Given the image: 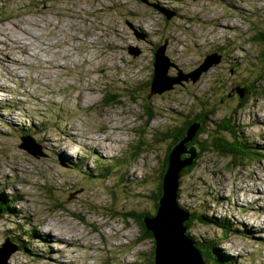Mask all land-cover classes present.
<instances>
[{
	"label": "rangeland",
	"instance_id": "rangeland-1",
	"mask_svg": "<svg viewBox=\"0 0 264 264\" xmlns=\"http://www.w3.org/2000/svg\"><path fill=\"white\" fill-rule=\"evenodd\" d=\"M157 54L166 79L201 69L174 85L158 76L174 87L150 95ZM263 55L264 0H0V249L18 248L8 263L149 264L155 242L131 216L155 214L166 131L205 112L209 130L231 118L250 155L197 148L177 205L231 233L195 221L185 234L216 241L232 264H264Z\"/></svg>",
	"mask_w": 264,
	"mask_h": 264
},
{
	"label": "water",
	"instance_id": "water-1",
	"mask_svg": "<svg viewBox=\"0 0 264 264\" xmlns=\"http://www.w3.org/2000/svg\"><path fill=\"white\" fill-rule=\"evenodd\" d=\"M162 13L165 14L166 12L162 10ZM163 48L164 46L159 47L160 51L163 50ZM158 58L160 57L157 54L155 56L153 78L150 83V95L161 94L174 87L171 84L164 88L160 86L159 82L162 81L158 82ZM205 61L206 60H204L203 65H205ZM161 65L163 66V64ZM200 69L201 68L190 73L189 77L192 79ZM179 79L180 78H178V81ZM156 83L158 89L155 88ZM244 90L245 89L241 91L238 90L241 97L244 95ZM198 127L199 125L196 123L190 125L187 128L185 139L179 141L176 146L172 148L168 157L167 172L162 183V195L158 200L159 208L155 216L144 219L146 229L152 234V238L155 242V264H205L202 255L195 249L194 244L185 234L186 228L183 226V223L189 219V216L178 207L176 202V191L178 189L177 174L183 168L192 165L193 160L198 154L197 145L191 146L190 148L186 147V144L193 138ZM21 148L24 149V146H21ZM186 149H188V151ZM185 154H190V158L180 160L181 155ZM39 155L42 154L40 153ZM15 250L16 247L11 248L7 252L0 249V264H8V259Z\"/></svg>",
	"mask_w": 264,
	"mask_h": 264
},
{
	"label": "trees",
	"instance_id": "trees-1",
	"mask_svg": "<svg viewBox=\"0 0 264 264\" xmlns=\"http://www.w3.org/2000/svg\"><path fill=\"white\" fill-rule=\"evenodd\" d=\"M256 38H258V36L255 37L254 40H256V41L255 42L253 41L254 43H261L262 42V39H260V38L256 39ZM263 58H264V55H263ZM154 60H155V57H154ZM151 81H152V78L150 80V83H151ZM246 90L248 93L251 91L248 88ZM247 92L244 90V95ZM249 94H251V93H249ZM244 95L242 97L239 95V97L243 99ZM111 98H113V96H110V99ZM242 99L239 101L238 108H240L242 105V104H240L242 102ZM204 115H205V112H201L198 116L196 115L194 119L185 120L180 128H173V129H175L176 133L170 131V133L165 135V140H168L169 138H171V142H173V143L168 144V147L165 151L161 180H160L159 185H158L159 193L152 198L153 203L155 204V208H154L155 214L159 208L158 200L160 199V197L162 195V183H163L164 176H165V174L167 172V168H168V159H169L168 157L170 155L172 148L174 146H176V144L180 140L182 141L183 139H185L187 128L190 125H193L195 123L199 125L198 130L195 132V135L189 141V145H193V144L197 145V148L200 150V153H203V152L210 150L211 152H215V153L220 154L222 156H228L229 158L234 159V160H236V159L240 160L241 157L244 158V157H248L250 155V152L247 151V149H246L247 147H245V144L243 145L239 142L236 132L233 136L234 126L232 124V121L230 120L231 118H223L221 120V124L216 123L215 124L216 128H213L212 130L210 129L211 130L210 131L209 130V123L206 122L207 118H205ZM208 130L210 131V133H208ZM171 133H172V135H170ZM204 133H206L209 136L208 140H205L206 142H200V143L198 141H196L195 138L198 135H201ZM140 145H141V142L138 140L135 147L139 150ZM136 148H134V150H137ZM180 160H185L184 155H181ZM191 169H194L193 164H192V166H187L178 172V174H177L178 183H179V177L182 176L185 171H189ZM122 185H124V182H122ZM177 197H178V195H177ZM1 204L5 205L6 200L0 199V210H1V207L4 206V205L1 206ZM178 207L181 208L185 213L190 215V213H188L181 206H178ZM155 214H153V216H155ZM152 217H150V215L148 213L138 215L136 218L133 215L131 216L132 221L135 222V224L138 226L139 230L144 232V235L142 236V238H144V239H153L152 234L146 229V225L144 223V219L152 218ZM223 220H224L223 218L215 219L213 217H205L202 215H197L195 213H192V216H190V219L188 221H186L185 223H183V225L185 226V228L188 229L189 225L191 223H193L195 221H201L202 223H204L206 225H213L215 227H221L224 230V231H222V235H224V237H227L226 235L231 233V228H229L228 222L223 221ZM233 233H235V230ZM194 244H195V247H197L199 250H202L201 248L205 249V252H204V250H202L204 253L203 255L205 256V259H204L205 264H232L231 261L228 262L226 257L220 255V253L217 249L218 243L216 241L211 240L208 242H197V243L194 242ZM207 260H208V262H207ZM154 261H155V248L153 246L152 250H151V257H150V263L149 264H155Z\"/></svg>",
	"mask_w": 264,
	"mask_h": 264
},
{
	"label": "bare ground",
	"instance_id": "bare-ground-1",
	"mask_svg": "<svg viewBox=\"0 0 264 264\" xmlns=\"http://www.w3.org/2000/svg\"><path fill=\"white\" fill-rule=\"evenodd\" d=\"M165 48V47H164ZM38 55V54H37ZM168 61L165 59L164 61H163V59H161L160 60V58H158V60H157V66L159 67V71L157 72V74H158V76H159V80H162V81H165L166 80V77L164 76V68H163V66L161 65V64H163L164 63V65L166 66L168 63H167ZM167 63V64H166ZM189 76H185L184 78L181 76V77H179L180 79H182V80H186L187 78H188ZM167 79H171L172 81H173V84H177V81H178V78L176 79V78H171V77H167ZM180 79H179V81H180ZM83 144H85V143H83ZM82 145V144H81ZM80 145V146H81ZM85 146L86 147H84V148H86V149H88V150H90V149H92V151H94L95 153H96V150L98 149V148H100V147H95L94 145H88V144H85ZM62 152V151H61ZM105 152V151H104ZM76 153H77V151L76 152H74V154H72L71 152H69V155L72 157V158H75V157H77V155H76ZM110 153H112V152H110ZM65 156H66V154H64ZM65 158V157H64ZM68 159V158H67ZM74 237V236H73ZM6 255V254H5ZM14 255V254H13ZM12 255V256H13ZM12 256H11V258H12ZM10 258V259H11ZM65 258V257H64ZM9 259V260H10ZM70 260H69V262L67 263V264H70ZM63 263V262H62Z\"/></svg>",
	"mask_w": 264,
	"mask_h": 264
},
{
	"label": "flooded vegetation",
	"instance_id": "flooded-vegetation-1",
	"mask_svg": "<svg viewBox=\"0 0 264 264\" xmlns=\"http://www.w3.org/2000/svg\"><path fill=\"white\" fill-rule=\"evenodd\" d=\"M149 93H150V86H149ZM148 93V94H149ZM148 98V97H147ZM190 119H192V118H190ZM194 123V122H193ZM171 132H175V129H171ZM168 133H170V132H168V131H166V134H168ZM176 133V132H175ZM181 141V140H180ZM171 143H173V142H171ZM191 145H189V142L186 144V147L188 148V147H190Z\"/></svg>",
	"mask_w": 264,
	"mask_h": 264
},
{
	"label": "clouds",
	"instance_id": "clouds-1",
	"mask_svg": "<svg viewBox=\"0 0 264 264\" xmlns=\"http://www.w3.org/2000/svg\"><path fill=\"white\" fill-rule=\"evenodd\" d=\"M161 12H162V10H161ZM163 14H164V13H163ZM164 16H165V14H164ZM165 17H166V16H165ZM154 57H155V56H154ZM152 78H153V77H152ZM21 149H22V148H21ZM7 246H8V245H7ZM9 246H10L11 248L16 247V250H15L14 252H16L17 249H18L17 246H16L15 244H14V245H13V244H12V245L9 244ZM11 248H10V249H11ZM4 252H5V251H4ZM14 252H13V253H14ZM13 253H12V254H13ZM12 254H11V255H12ZM11 255H10V256H11ZM9 258H10V257H9ZM8 260H9V259H8ZM8 264H9V263H8Z\"/></svg>",
	"mask_w": 264,
	"mask_h": 264
}]
</instances>
